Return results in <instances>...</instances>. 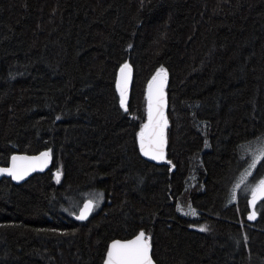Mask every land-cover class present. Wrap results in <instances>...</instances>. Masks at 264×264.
<instances>
[{
  "label": "trees",
  "instance_id": "1",
  "mask_svg": "<svg viewBox=\"0 0 264 264\" xmlns=\"http://www.w3.org/2000/svg\"><path fill=\"white\" fill-rule=\"evenodd\" d=\"M158 72L164 163L138 148ZM41 152L42 173L0 179V264H104L139 233L155 264H264L245 189L264 174V0H0V167Z\"/></svg>",
  "mask_w": 264,
  "mask_h": 264
},
{
  "label": "water",
  "instance_id": "2",
  "mask_svg": "<svg viewBox=\"0 0 264 264\" xmlns=\"http://www.w3.org/2000/svg\"><path fill=\"white\" fill-rule=\"evenodd\" d=\"M130 67H122L117 73V87L122 100L130 89L133 79ZM167 75L158 72L154 75L146 90L148 122L138 138V148L141 156L154 163L166 162V145L161 133V125L167 112L165 87ZM123 103V102H122ZM51 155L46 152L38 154L15 153L10 157L8 166L0 167V179L11 178L16 184L25 182L32 174L42 173L51 163ZM264 197V182L256 193L247 200V220H256L255 206ZM94 205L91 200L81 204L76 219L85 222L93 213ZM104 264H155L151 257V247L144 239V234L122 240L112 241L106 253Z\"/></svg>",
  "mask_w": 264,
  "mask_h": 264
},
{
  "label": "rangeland",
  "instance_id": "3",
  "mask_svg": "<svg viewBox=\"0 0 264 264\" xmlns=\"http://www.w3.org/2000/svg\"><path fill=\"white\" fill-rule=\"evenodd\" d=\"M147 125V124H146ZM168 127V121L167 119H164L163 122H162V125H161V133L162 135L165 137V134H166V129ZM252 169L249 170V173L252 174ZM61 178V171L58 170V173L57 175L54 177L55 179V182L57 183L58 180H60ZM264 182V174L262 177H260L259 179L257 180H254L252 182H249V184H247V186H245V189H246V196L247 198L253 196L255 194V192L257 191V189L259 188V186ZM88 196V200H91L93 202V205H94V210L93 212H95L97 209L100 208V206L102 205V202H103V197H102V194L100 192H94L90 195H87ZM82 204V203H81ZM79 206V205H78ZM76 206V208L78 207ZM81 207V205L79 206V208ZM78 208V210H79ZM77 210V211H78Z\"/></svg>",
  "mask_w": 264,
  "mask_h": 264
},
{
  "label": "flooded vegetation",
  "instance_id": "4",
  "mask_svg": "<svg viewBox=\"0 0 264 264\" xmlns=\"http://www.w3.org/2000/svg\"><path fill=\"white\" fill-rule=\"evenodd\" d=\"M258 190V189H257ZM256 193V192H255Z\"/></svg>",
  "mask_w": 264,
  "mask_h": 264
}]
</instances>
